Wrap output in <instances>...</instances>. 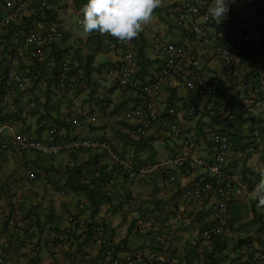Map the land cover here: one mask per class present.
<instances>
[{
    "label": "crops",
    "instance_id": "1",
    "mask_svg": "<svg viewBox=\"0 0 264 264\" xmlns=\"http://www.w3.org/2000/svg\"><path fill=\"white\" fill-rule=\"evenodd\" d=\"M58 1L64 4L65 1L68 2L65 12H73L71 1L70 4L69 0ZM234 1L233 30L227 33H217L216 25H210L211 44L234 42L245 33H249L251 36L253 44L251 51L240 47L235 49V68L230 76L224 74L220 60L210 52L209 48V51L202 50L195 35L190 32L187 24L189 22L186 19L184 22L172 19L171 13L175 9V0H164V6L154 10V21L146 25L140 33L143 43L141 42V53L139 54L142 55L141 57L138 55V65L144 71L145 79H149L151 73L159 65V59H154L152 54L154 41L157 38L167 41L181 39L193 47L200 56L198 57L201 60L200 67L193 70L195 78L218 80L221 92H228L231 96L230 113L225 118H220L213 117L210 113L213 105L212 99L200 100L189 96L176 78L168 81L159 93L151 95L160 109H164L167 104L185 107L189 103L196 104L197 113L193 119L179 120L180 127L191 139L190 148L181 145L180 139L171 137L162 128H157L146 138L140 140L131 134L132 125L129 126L128 124L131 123L124 122L122 115L131 105L139 103L140 99L131 91L115 87L116 85L105 77L104 69L113 58L112 53L105 49H96L92 33L86 35L84 32H80L82 27L79 21H73L74 17L79 18L78 15L67 16V19L72 21L73 28H76L74 36L80 38L79 34L84 39L81 44L83 57L79 58L77 70L81 76L79 88L75 89L73 93H66L46 87L44 83H37L34 92L40 99H45L48 105L46 109L45 104L46 114L50 120L59 125V138L64 139L73 135L106 137L118 151L131 156L130 162L135 167V172L142 169L141 171H144L145 175H137L129 181L118 167L114 166L113 170L116 169L114 176L118 182L117 187L110 190V193L104 191L109 200L101 204L93 217L90 216V212L82 211V216L91 221L82 240L77 244H59L54 249H48L44 244L46 230L65 227L66 214L77 211L80 203L85 205L89 203L84 192L72 188L90 181V178L87 177L89 175H86L82 167L88 161L96 158L87 151L59 157L35 152L19 154L13 150L3 151L0 153V209L13 203L25 212H30L35 220L33 225L18 230L21 242L6 252L3 264H61L65 258H69L72 264H105L101 258L105 238L112 241L120 255L134 254L136 264H162L164 256L166 257L169 251L159 245L162 237L178 241L186 249L190 246L195 247L198 255L194 256L191 263H187L184 256L179 264H208L204 262V259L202 260V255L203 250L211 249V244L200 245L199 234L202 222H209L214 218V197L193 200L188 206V218H185L184 214H180L177 209L164 220L161 218L166 209L173 208L171 201L184 186L190 184L193 179H202L207 175L198 170L194 176L186 177L181 174L180 170L175 169L173 172L178 174L177 181L170 184L167 182L166 173L163 170H156L154 167L158 161L170 154L210 156L205 138L207 127L221 128L230 133L232 150L229 153L228 166L237 165L240 167L245 179L250 180L252 174L264 162V107L259 105L257 93L250 88L254 76H264V9L260 11L254 5H249L246 0ZM22 22L23 20L18 21L19 24ZM43 25L41 23L37 26L41 28ZM21 34V30L14 27L8 37L9 42H12L15 36L21 38ZM16 58L17 53L13 52V62H17ZM5 64L0 58L1 75L5 71ZM105 83L109 85L108 90L100 87ZM114 90H116L115 94ZM71 98L76 100L81 108L88 110L90 115H94L97 122L78 131L71 130L61 123L60 115ZM126 102H129L130 105H124L120 111L116 110L118 105ZM234 119H237V123H241L240 131L234 130ZM10 121L21 123L32 136L39 137L45 133V129L40 124V117L36 113H28ZM248 121L258 127L259 124L263 126L261 129L262 146L252 153L246 151V144L247 142L255 143V139L251 138L242 127V124ZM5 134L9 136V131H5ZM137 142L138 144H134ZM29 153H35L36 158L30 160ZM102 164L103 167H107V170L111 167L105 163ZM25 166L36 168L38 171L36 182L32 183L26 180ZM58 167H63V170L67 171V183L55 189H47L42 185V179L45 174ZM120 193L126 196V200L135 203L138 207L137 210L117 211L113 204L114 194ZM141 205L148 207L147 211L140 209ZM261 212H264V206H260L252 195H247L240 201L231 200L229 203V230L222 241H217V243L225 241L227 245L222 253H226L231 258L232 244L236 245L238 241L242 242L245 238L255 247L264 249V225H259L257 222V216ZM99 219L105 222L102 234L104 239L94 238L98 230L96 231L92 221L95 222ZM15 230L17 231L11 221L6 224L0 232V246L9 244V237ZM151 253H156L152 262L149 260ZM228 261L229 259L226 260V263ZM240 261L241 257L233 261L232 264H241Z\"/></svg>",
    "mask_w": 264,
    "mask_h": 264
},
{
    "label": "built area",
    "instance_id": "2",
    "mask_svg": "<svg viewBox=\"0 0 264 264\" xmlns=\"http://www.w3.org/2000/svg\"><path fill=\"white\" fill-rule=\"evenodd\" d=\"M208 0H181L177 12L179 17L184 15L200 16V23H193L192 31L195 33L198 44L201 47L210 46V34L206 24L212 21L208 15L209 3ZM37 5L44 10H58V5L49 0H5L4 6L10 10V13L3 21L7 24L10 18L15 17L18 12L31 6ZM229 11L226 14L227 19L230 16ZM230 27L228 22L219 25L217 30L226 31ZM54 36L58 37L59 32L55 27H51L46 37H42L36 31H30L27 34L26 41L33 45L39 40H51ZM247 39V38H245ZM234 45L217 44L211 46L214 55L218 56L224 69L229 73L233 68L234 62ZM120 58L107 69V74L116 78L118 83L123 88L133 89L136 94L142 98L139 105L126 110L123 113V119L129 121L133 127L132 135L137 138H143L149 135L157 128L165 129L172 137L179 138L185 147H190L191 139L186 135L180 127V119H193L196 116L195 103H189L186 107L171 104L166 109H160L151 94L159 93L165 84L171 79L176 78L193 98H209L215 95L217 86L213 82H206L195 78L191 67H198L200 60L194 57L195 49L184 43L174 41L157 40L153 46V54L159 58L160 62L149 81L142 80V76L136 67V54L134 51V42L121 41ZM37 52L30 51V57L36 56ZM68 65L63 64V74L59 77L60 85L63 86L64 73L67 71ZM24 71L15 70L10 67L3 77V83L0 88V114L11 113L19 114L22 110L23 101L28 100L29 92L27 90ZM34 78L36 75L33 76ZM257 82V95L260 100V105L264 104V77H259ZM28 107L33 109L36 107L34 100H30ZM210 113L213 117L225 118L230 113L229 96L219 95L214 99ZM61 121L71 130L78 131L83 126L95 124L97 119L94 115H90L82 110L75 102L68 104L65 109ZM45 122V121H44ZM49 123V122H46ZM18 125L5 123L0 125V152L13 148L20 153L35 152L42 155L50 156H70L74 153L82 151L89 152L96 160H90L84 165V172L92 175H99L102 163L117 164L122 173L129 180L133 176H144V171L133 169L132 163L128 155H121L115 150L111 141L101 138H88L80 135H73L68 138H59L57 124H50L46 127V132L43 136H32L22 131ZM247 134L255 139V143L248 142L246 151L255 152L257 148L262 146V137L259 127L254 123L248 122L244 125ZM10 131V136L6 138L3 134L4 129ZM206 141L208 143V157L195 156H167L159 162L154 168L164 169L167 173L169 182H176L177 175L172 170H180L181 174L186 177H192L197 170H202L211 178H205L199 181H192L184 186L180 193L175 196V204L180 214L188 212V205L195 199L200 197H215L216 198V215L215 219L210 223H204L200 238L206 242L211 241L225 232L228 227V201L237 198L242 199L247 195H252L253 189L259 183L261 177L258 169L264 167V162L260 164L258 169L252 174L251 179L247 180L243 176L240 167L228 166L229 153L232 150V139L226 131H220L215 128H209L206 131ZM106 160V161H105ZM59 171L52 172L49 177L43 180L46 186L53 187L58 182L65 180L63 167H58ZM27 178L30 181L36 180V172L32 167L26 169ZM115 184V178L109 177L105 180L104 186L111 187ZM86 205L80 203L78 210L70 212L66 215V227L64 229H48L44 234V244L48 249H54L60 243L78 242L81 235L88 226V220L82 216L80 211L86 210ZM130 207H128L129 209ZM7 210V209H6ZM175 210V209H174ZM170 213L169 215H171ZM7 211L0 212V229L8 220ZM168 215V216H169ZM167 213L163 214L166 217ZM12 220L16 227H22L30 224L29 216L24 215L20 209H14L12 212ZM96 235L99 239L102 238L104 231V223L102 220L95 221ZM20 238L17 232H14L9 237V244L0 247V264L4 263L6 252H9L14 246L18 245ZM101 258L105 264H135V256L131 253L120 255L115 245L105 238L103 240ZM159 245L163 248H170L166 257L164 256L162 264H179L181 257V248L177 241L168 240L167 237H162ZM34 248V247H33ZM239 252L244 254V264H263L264 251L253 249L250 245H242ZM156 257V253L149 255V260L152 262ZM61 264H72L69 258H65Z\"/></svg>",
    "mask_w": 264,
    "mask_h": 264
},
{
    "label": "clouds",
    "instance_id": "3",
    "mask_svg": "<svg viewBox=\"0 0 264 264\" xmlns=\"http://www.w3.org/2000/svg\"><path fill=\"white\" fill-rule=\"evenodd\" d=\"M4 1L5 0L0 1V58L3 60L4 64H5V62H6V64H5V71L2 73V75L0 74V88H1V85L3 83V77L5 76L6 71L12 66L17 71L22 69L25 72L24 78L26 79L25 81L27 84V90L29 92V95H28V100L23 101V103H22L23 107H22V110L19 114H16V115L11 114V113L0 114V125H3L5 123H11L13 126L14 125H18V126L21 125V127H19V128L22 131H24L25 133L29 134L28 131L24 128V126L21 123H12V121H10L11 119L15 120V118L20 117V116H24L28 113L29 114L30 113H36L39 115L40 124L45 129V132H46V127L48 125L54 124V123L57 124L56 122H53L52 120L49 119V116L46 114V110H45L46 101H45V99H40V97L37 96V94L34 92V87L37 85V83H44L46 85V87L54 88L57 91L66 92V93H73L75 91V89L77 88V86H79L81 76H80L79 72H77V70L79 68V63H78L79 58L82 59V57H83L81 44H82V40H84V39L81 37V35L78 34V32H77V34H78V36H80V38H76L74 36L76 28H73L72 21L71 20L69 21L67 19V16H72L74 14L78 15L79 18L76 17L77 18L76 19L74 17L73 21L74 22L79 21V23L82 27L81 31L79 29L78 30L80 32H84L86 35H89L92 33V36L94 39V44L96 45V49H99V48H101L103 50L105 49L107 51H110L113 55V58L110 60L109 64L106 65V67L104 69L105 77L108 80L110 79V82H112L113 84L116 85L115 87L121 88V89L126 90V91H131L132 93L135 94V96L137 98L140 99L139 103L131 105L130 108H133L134 106L139 105L142 102V98L139 97L133 89L121 87L116 78L108 75L107 69L111 65H114L115 62L118 60V58H120L121 50H122L121 49V41L122 42H128V41L133 40L134 51L136 54V67L142 76V80H144L146 82L149 81L150 78L145 79V73L138 65V46H137L138 44L136 43V38L144 30V27L146 25H149L154 21V19H155L154 10L159 8V7H163L164 6V0H87V2L83 5L82 9H77L75 7L74 0H69V4L71 1V6L73 7V12H65L66 3H68V2L65 1V4H64V3L59 2L58 0H49V1L58 5V10H49L48 11V10L40 9V7H38L37 5H31L25 9L21 10L20 12H18V14L15 17L10 18V20L7 24H4L3 21L6 19V17L10 13V10L4 6ZM246 1H247V3H249V5H254L255 8L259 9L260 11L264 9V1L263 0H246ZM180 2H181V0H175V2H174L175 3L174 4L175 9H174L173 13H171V16H173L172 19L176 20V21H181V22H184V20L186 19L189 22L187 24H188V27L190 29V32L195 35V33L192 31V25H193V23H200L201 18H200V16H191V15H184L183 17H179L177 9H178V6L180 5ZM207 2L209 3V5L211 4L208 8V15L213 20L218 21V23H216L218 25H216V27H215L217 33H227V32H230L231 30H233V28H234V17H235V9H234L235 1L234 0H208ZM229 4H230V8H231L230 16L227 19H225L226 14L229 11ZM20 20H23V22L21 24L18 23V21H20ZM213 20L209 24H206V26L208 27V30H209V34H210V46L201 47L202 50L207 49V51H209L208 50V48H209L210 52L214 55V53L212 52L211 46L217 45V44L234 45V47H233L234 51L237 47H240L246 51L252 50L253 44H252L251 36L249 33H245L239 40L234 41V42H226V43L216 42L214 44H211V33H210L211 27H210V25L213 24ZM225 22H228L230 24L229 29L226 31L217 30L218 26L222 25ZM38 23L39 24L43 23L44 25L40 28L37 26V25H39ZM14 26L18 27V29L21 30V32H22L21 38H17L15 36L12 39V42H9L8 37L11 35V32L14 29ZM51 27H55L57 29V31L59 32L60 36H58V37L54 36L49 41L48 40L45 41V40L41 39L38 42L34 43L33 45H30L26 41L27 34L30 31H36V32L40 33L42 37H46L47 33L49 32ZM195 38H196V41L198 42L196 35H195ZM245 38H247V39H245ZM157 40L167 41L164 39L157 38L154 41L153 46L155 45V42ZM169 41L187 44V42H184L181 39L180 40H169ZM60 46H62V47H60ZM153 46H152V49H153ZM32 50L37 52L36 56H34V57H30V51H32ZM13 52L17 53V58H16L17 62H13V60H12ZM57 52L62 53L61 56L59 57V59H56L54 57L55 55L56 56L60 55V53H57ZM152 54H153V50H152ZM194 55H195L194 57H196V58L200 57L196 53V51L194 52ZM214 56L220 60L224 74L226 76H230L234 72V68H235L234 62H233V68H232L231 72L228 73L224 69V65H223L221 59L216 55H214ZM153 57H154V59H159V58H156L154 56V54H153ZM159 62H160V60H159ZM64 63H66L68 65V69L64 73V81L61 82V83H63V86H61L60 82H59V77H61V75L63 74V64ZM200 64H201V60H200L198 67H200ZM191 68H193L192 69V72H193V70H195L194 68H196V67H191ZM153 73L154 72H152L151 75ZM34 75H36L35 78L33 77ZM151 75H150V77H151ZM259 77H264V76H261V75L257 76V77L255 76L254 83L252 84L254 91L256 93H257V82H256V80ZM201 80H204V79H201ZM204 81L213 82L216 84L217 89L220 88V81H218V80H204ZM217 93L218 94H215L214 96L209 97V98H205V99H207V100L212 99V104H213L214 99L216 97H218L219 95H222V94L228 95L229 96V106H230V110H231V101H230L231 96H230V94L228 92L226 93L225 91L221 92V89H219V91ZM195 99L203 100V98H195ZM30 100H34V102L36 103V107L33 109H30L28 107L27 103ZM257 101L259 102V105H260V100L258 99V95H257ZM71 102H75L80 107V105L76 102V100L71 98L66 103L64 110L62 111V113L60 115V118H59L60 121H61V117H62L65 109L67 108L68 104H70ZM261 107H264V106H261ZM130 108H128V109H130ZM81 109L89 114L88 110H85L83 108H81ZM196 113H197V107H196ZM122 120L126 123L129 122V121H126L123 119V115H122ZM46 122H49V123H46ZM248 122L253 123L251 121H248ZM248 122H244L242 124L243 129L245 128L244 125L247 124ZM61 123H63V122L61 121ZM89 125H93V124H88L87 126H89ZM128 125L131 126L132 124H128ZM85 126H83V127H85ZM132 127H133V125H132ZM209 128H215L218 130L221 129V128H217V127H207L206 131ZM259 130H260V128H259ZM5 131H9V130L7 128L3 130V134L6 136ZM165 131H167V130H165ZM260 133H261V130H260ZM9 136H10V131H9ZM9 136H6V138ZM205 136H206V132H205ZM85 137H87V136H85ZM146 137H143V138L135 137V138L140 140V139H144ZM261 137H262V135H261ZM88 138H99V137H88ZM174 138H176V137H174ZM103 139H107L108 141H110L106 137H104ZM176 139H179V138H176ZM250 143H252V142H250ZM247 144H248V142H247ZM247 144H246V146H247ZM181 145H182V143H181ZM190 145H191V143H190ZM114 148H115V146H114ZM9 150L17 151L13 148H10ZM115 150H117V149L115 148ZM6 151H8V150H6ZM0 153H2V152H0ZM17 153L22 154L19 151H17ZM24 153H27V152H24ZM118 153H120L121 155H128V154L122 153L121 151H118ZM168 156H187V155L170 154ZM188 156H190V155H188ZM57 157H59V156H57ZM128 157L131 159V156L128 155ZM165 157H167V156H165ZM195 157H197V156H195ZM161 161H158V163ZM105 164L109 166V164H107V162ZM102 166H103V164L101 165V168H102ZM114 166L118 167L117 164L111 165L112 168H114ZM27 167H32V166H25L24 167L26 180L30 181L26 175ZM32 168L36 172V180L30 181V182L34 183L38 179V171L36 170V168H34V167H32ZM101 168H100V170H101ZM118 169H119V167H118ZM133 169H135L134 166H133ZM115 170L116 169H114L110 175H108L106 178H104V181L101 184V188H102L103 192L107 191L108 193H110L111 192L110 190H113V189H115V187H117L116 185H117L118 181H117L116 176H114ZM158 170H163L165 173H167L164 169H158ZM57 171H59V168H55V169L51 170L49 173L44 175V177L42 179V185L45 186L47 189H55L56 187L66 185V183H67L66 182V180H67V171L66 170H64L65 180L63 182H58L53 187H48L43 182V180L46 179L47 177H49V175L52 172H57ZM119 171L122 173V171L120 169H119ZM173 171L174 170H172V172ZM197 171H196V173H197ZM258 172H259L261 179H260L259 183L256 185V187L253 189L252 197L256 201H258V204L260 206H264V167H260L258 169ZM86 175H89V176H87L88 178L97 177L100 175V172H99V175H97V176L92 175V174H87V173H86ZM123 176L126 179H128L127 176H125L124 174H123ZM109 177L115 178V184L111 187H105L104 186L105 180ZM135 177L136 176L134 175L131 180H133ZM166 178H167V174H166ZM205 178H211V177H209L207 175ZM205 178H202V179H205ZM202 179H198V180L193 179V182L199 181ZM131 180H129V181H131ZM167 182L170 184L174 183V182H169L168 179H167ZM114 196H115V200L113 201L114 202L113 204L116 207L117 211H119V212L132 211L131 205L133 203H131L129 200H126V196L123 193L114 194ZM210 197H212V196H210ZM210 197H204V198H210ZM200 198H202V197H200ZM234 199L238 200V201L242 200V199H237V198H234ZM230 202H231V200L228 201V204H227L228 227L225 230V232L223 234L217 236V237H214L211 241H208V242L202 240L200 238V234H199V240L201 243H204L206 245H210L211 242L215 238H218V237L224 238L225 237L227 231L229 230V224H230V215H229V203ZM171 203L173 204V206H172L173 208L171 210H169L170 208H168L164 211L165 213H167L166 217H168V215L170 213H172L173 211H175L177 209V206L175 204V196L173 197ZM12 204H10L8 206L5 205L2 209H0V212L7 211V214H8L7 215L8 220L5 222L2 229H0V232L5 228L6 224L10 221L13 223L14 227L17 229V231L15 230L14 232H17V233H18V230H20L21 228L31 226L35 223L34 216L30 212H25L20 207H17L16 205H14V204L12 205ZM86 207L87 208L85 211L90 212L91 211V205L89 203H87ZM128 207H130V208L128 209ZM137 208L133 209V210L135 211V210H137ZM147 208H146V206H142V205L140 206V209H144L145 211H147ZM14 209H20L24 215L29 216L31 219L30 224H26L22 227H16V224L14 223L15 221L12 220V217H11ZM80 212L82 214V211H80ZM165 213H163V214H165ZM163 214L161 215L162 220H164V218H166V217H163ZM184 215H185V218H188L189 212H186V214H184ZM215 215H216V198H215ZM215 215L211 221H209V222L203 221L202 222L200 233H201L203 224L212 222L215 219ZM90 216H91V214H90ZM260 218H261V220H264V212H261L258 214L257 222H259ZM65 219H66V217H65ZM99 220H102V219H99ZM92 222L94 223V221H92ZM90 223H91V221L88 220L87 229L85 230V232H83L79 241L78 242L73 241V242H71V244H77L82 240L83 235L86 234L88 231V227H89ZM103 223L105 225L104 221H103ZM66 225H67V223H66ZM65 227H63V228H52V229L60 230V229H64ZM48 229H51V228H48ZM18 236H19V233H18ZM102 238H103V236H102ZM201 243H200V245H201ZM60 244H68V243H60ZM242 245H250L253 249L264 251L263 248H257L252 243L247 242V241H245V239H243L242 242L238 241V243L236 245L232 244L231 250L233 251V254H232L231 258L228 255L226 256V253H223L227 257V259H229L228 262H230L232 264L233 261L240 259V257H241L240 263L244 264V260H245L244 254L239 252V248ZM0 247H2V246H0ZM179 247L181 248V251H182L181 257L179 258V262H181L185 256V252H184L185 247L183 245H180V243H179ZM116 249H117V247H116ZM167 249H169V251H170V248H167ZM135 264H136V262H135ZM235 264H239V263H235Z\"/></svg>",
    "mask_w": 264,
    "mask_h": 264
},
{
    "label": "trees",
    "instance_id": "4",
    "mask_svg": "<svg viewBox=\"0 0 264 264\" xmlns=\"http://www.w3.org/2000/svg\"><path fill=\"white\" fill-rule=\"evenodd\" d=\"M86 2H87V0H74L75 7L77 9H82L83 5ZM216 23H218V21L213 20V25L214 24L218 25ZM14 27H16V26H14ZM141 42L143 43V40H142L141 35L139 34V36L136 38V43L138 44L137 46H138V55H139V57H141V55H142V54H139V53H141V50H140L141 49ZM57 53H60V55L59 56L55 55L54 57L56 59H59V57L61 56L62 53L61 52H57ZM254 78H255V76L252 78L253 79V83H254ZM78 88L79 87L77 86L76 90H78ZM250 88H252L254 90L253 85H252V87L250 86ZM219 89H217L215 94H218L217 92L219 91ZM230 101H231V99H230ZM170 106H171V104H167V105H165L164 109H166V108H168ZM47 108H48V105L46 104V109ZM116 110H118V108ZM233 121L235 122L234 127H233L234 130L240 131L241 123H237V119H234ZM259 128L261 130V129H263V126L259 124ZM220 131H225V130L220 129ZM138 142L134 143V144H138ZM111 171H113L112 167L107 170L106 167L102 166L99 176L92 177V178H90V181L88 183H85V184L82 183V184H79V185L75 186L74 188H72L74 190H80V191H82V192H84L86 194L87 199H88V201H89V203L91 205L90 214H91L92 217L98 211V209L100 208L101 204L104 203L106 200H109L108 199L109 197H106L105 193L102 191L101 182L104 180V178H106L108 175L111 174ZM258 223H259V225H262V224L264 225V220H261V218H260ZM222 239L223 238H219V237L215 238L211 242V249H209L208 251L203 250L204 253L202 255L203 256L202 260L204 259V262H207L208 264H231L230 262L226 263L227 254L225 256L222 253L223 250L227 246L225 241L217 243L218 240L222 241ZM245 240L248 242V240L246 238H245ZM184 252H185V259H186L187 263H191V261L194 258V256L198 255L196 253V251H195V247L194 246H190L187 249L185 248Z\"/></svg>",
    "mask_w": 264,
    "mask_h": 264
},
{
    "label": "rangeland",
    "instance_id": "5",
    "mask_svg": "<svg viewBox=\"0 0 264 264\" xmlns=\"http://www.w3.org/2000/svg\"><path fill=\"white\" fill-rule=\"evenodd\" d=\"M79 20V19H78ZM105 86V87H104ZM103 86V84H101L100 85V87L101 88H104L105 90H108V88H109V85L107 84V83H105V85ZM117 89V88H116ZM91 92V91H90ZM116 93V90H114V94ZM124 105H130V103L129 102H126V103H123L122 105H118V110L120 111V110H122V108H124ZM29 158H30V160H34L35 158H36V154L35 153H29ZM132 210L133 209H136L137 208V206H136V204L135 203H133L132 205ZM151 231V230H150ZM201 245H206V244H204V243H201Z\"/></svg>",
    "mask_w": 264,
    "mask_h": 264
}]
</instances>
